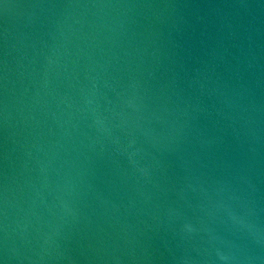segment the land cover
I'll use <instances>...</instances> for the list:
<instances>
[{
  "label": "water",
  "instance_id": "water-1",
  "mask_svg": "<svg viewBox=\"0 0 264 264\" xmlns=\"http://www.w3.org/2000/svg\"><path fill=\"white\" fill-rule=\"evenodd\" d=\"M0 264H264V0H0Z\"/></svg>",
  "mask_w": 264,
  "mask_h": 264
}]
</instances>
